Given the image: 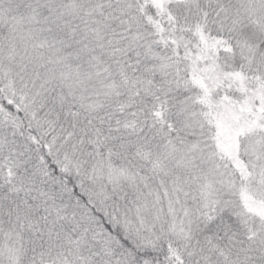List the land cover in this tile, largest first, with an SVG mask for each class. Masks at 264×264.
<instances>
[{
  "label": "snow or ice",
  "instance_id": "1",
  "mask_svg": "<svg viewBox=\"0 0 264 264\" xmlns=\"http://www.w3.org/2000/svg\"><path fill=\"white\" fill-rule=\"evenodd\" d=\"M0 264H264V0H0Z\"/></svg>",
  "mask_w": 264,
  "mask_h": 264
}]
</instances>
